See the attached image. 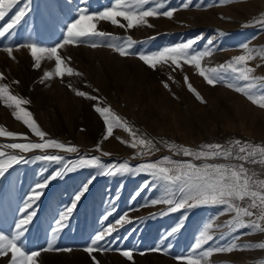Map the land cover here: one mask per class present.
Masks as SVG:
<instances>
[{
    "label": "rangeland",
    "instance_id": "374dc122",
    "mask_svg": "<svg viewBox=\"0 0 264 264\" xmlns=\"http://www.w3.org/2000/svg\"><path fill=\"white\" fill-rule=\"evenodd\" d=\"M114 0H21L7 16L0 20V25L10 22L12 16L21 7L27 15L7 38H0V73L10 91L30 101L23 105L32 114L40 128L47 133V138L59 140L67 145L77 146L78 153H68L59 149L44 150L48 154L66 157L65 163L77 159L80 155L101 156L105 165L127 162L130 166L160 160L170 156L174 160H190L182 152L169 149L168 144L199 150L201 146L219 143L224 147L233 145L237 139L242 142L264 146V109L253 104L244 94L229 88L225 82L215 86L207 84L194 65L182 64L180 68L170 63L160 64L156 69L145 65L137 55L121 56L108 43L97 39V47L90 42L77 45H65L59 49L67 66L77 74L45 78V72L55 70L54 58H44L40 67L35 68L34 59L27 47H13L15 59L9 57L6 48L17 44L37 42L42 46H54L63 39V30L68 22L78 18L80 8H87L89 14L111 7ZM182 0H169L170 6L177 8L172 18L164 16L148 17V24L127 28V21L117 17L118 24L110 21H95L97 30L107 32L112 37H131L137 42L134 51L150 52L171 44L197 37L196 48L203 50L207 40L214 43L211 54L202 58L203 67H216L231 60L232 57L245 54L254 49V59L248 66L255 69L253 75L264 76V31L255 21L264 15V0H193L188 8L180 7ZM153 6L146 5L145 8ZM124 25L121 27L120 25ZM154 39H150L153 38ZM248 44V49L241 47ZM96 70L90 71L91 63ZM91 62V63H90ZM112 63V64H111ZM113 65L121 67L126 73V87L115 86L107 81L99 66ZM90 65V66H89ZM133 72L137 76H133ZM201 94L203 101L197 99L185 83L184 77ZM171 77V78H170ZM19 81V83H15ZM169 84L164 87L163 82ZM242 84L243 82H236ZM71 85L72 87H69ZM76 90L97 96L98 101L76 95ZM110 107L122 117L141 138L151 139L155 145L151 151L138 156L140 148L130 147L122 141L131 142L133 137L123 128H115L113 135L103 140L105 126L93 105ZM14 108L0 101V128L24 134L27 139L0 137V151L7 154L25 156L29 162L20 163L0 177V231L11 234L15 221L21 218L19 209L25 198L42 177L50 176L59 170L62 164L45 163L32 159L43 154L41 150L20 153L10 149L13 142H41V139L17 120ZM119 137L120 139H117ZM100 145V150L96 145ZM233 155L238 149L233 145ZM102 152L110 153L102 156ZM259 159V157H257ZM197 164L202 161H194ZM209 163H243L256 179H264V165L252 164L236 159H215ZM95 176L88 191L72 216L58 235L55 247L70 248L71 251H43L37 257V264H95L94 256L100 264H182L176 257L187 254L198 233L208 224L210 234L223 239L210 242L211 247L230 244L235 237L239 245L257 244L264 241V232L249 228L232 230L228 221L234 212H225L222 206L196 207L187 212L161 215L168 205H152V199L161 198L165 193L163 182L156 187L144 190L135 199L133 193L146 181L147 174L101 175L96 168H84L67 174L64 178L53 180L44 190L41 199L34 205L36 217L23 238L26 250L45 248L50 237V228L59 212L71 203L74 194L81 186ZM118 197V199H116ZM245 206V202H238ZM115 210L107 221L102 217ZM256 211V210H253ZM127 214L133 222L113 233V243L108 250L88 253L84 250L92 236L107 224H114L120 215ZM249 218L245 217L247 221ZM177 222H182L180 232L168 239H163L166 232ZM219 225L220 227H217ZM115 237H119L118 240ZM169 245L171 247L169 248ZM205 247H208L206 245ZM162 249L153 251L150 249ZM116 249V250H113ZM133 250V259L129 260L120 250ZM11 254L0 257V264H10ZM206 264H264V249L250 247L232 252L213 253L206 258Z\"/></svg>",
    "mask_w": 264,
    "mask_h": 264
},
{
    "label": "snow or ice",
    "instance_id": "6c2138e0",
    "mask_svg": "<svg viewBox=\"0 0 264 264\" xmlns=\"http://www.w3.org/2000/svg\"><path fill=\"white\" fill-rule=\"evenodd\" d=\"M21 0H0V20H3L8 12L17 6ZM169 0H114L111 7H106L103 11L93 12L89 14L87 8L77 10L76 19L68 22L63 30V39L54 46H42L37 42H28L26 44H17L8 46L6 51L12 59L13 47L17 49L27 47L34 59V67H40V61L44 58L55 60L54 72H45V78L53 76L63 78L65 75H79L70 66L65 64L64 59L60 55L59 49L65 45H77L79 43L90 42L91 47H97V39L107 43L109 40L119 41V43H108L121 56L137 55L138 58L148 67L156 69L160 64H171L180 68L182 64L194 65L199 75L204 78L207 84L215 86L218 82H225L229 88L244 94L253 104H256L261 109H264V76L253 75L255 69L248 66V61L255 58L253 55L254 49H248V44L245 43L241 47L248 49L245 54L237 55L231 58L230 61L220 64L216 67H203L201 64L202 58L210 55L214 43L211 39L207 40V44L203 50H198L196 45L198 41L205 39L197 37L181 41L155 51L144 52L134 51L137 43H147L148 41L137 42L131 37L119 38L112 37L110 33L97 30L95 21H110L112 24H118L117 17H122L127 21V28L144 24H148V17L164 16L172 18L177 8L168 7L165 10V5ZM193 0H182L180 7L188 8L192 5ZM227 0H218V3H225ZM153 5L147 8L146 5ZM26 8L21 7L19 11L12 16L10 22L0 25V38H7L11 35L22 20L27 15ZM261 31H264V15L260 20L255 21ZM124 27V25H120ZM150 39H154L150 38ZM264 55V53H262ZM171 78V77H170ZM4 79V74L0 73V81ZM188 89L195 94L197 99L203 101L201 94L188 81L187 75L184 77ZM236 82H243L242 84ZM15 83H19L16 81ZM164 87L169 88V84L165 81ZM69 87H72L69 85ZM76 95L98 101L97 96L90 95L87 92L76 90ZM0 101H3L8 107L14 108V117L22 121L23 124L31 130L33 134L41 139V142H13L7 145L10 149L19 150L20 153H28L33 150H41L43 154L32 157L35 161L45 163H60L62 167L53 172L50 176L42 177V182H37L31 189L29 195L25 198L23 206L19 209L21 218L17 219L14 224V229L11 234H5L0 231V257L7 256L9 253L10 264H37V257L43 251H71L70 248L59 249L55 247V242L58 235L67 226L73 211L77 208L78 202L85 196L95 176L89 179L81 186L80 190L74 194L71 203L63 211L59 212L58 218L54 220V225L50 228V239L45 248L38 250H26L23 243L25 234L29 231V226L36 217L34 205L41 199L44 190L55 179H62L67 174L78 171L84 168H96L101 175H125V174H147L151 180L146 181L135 193L132 199L139 196L144 190L150 187H156L163 182L165 193L161 198L152 199L150 203L157 205L164 203L168 205L166 212L161 215L176 213L180 210L185 212L203 206H222L225 212H234L232 220L228 221V226L232 230L241 228H249L252 231L264 232V179H256V173L250 172L248 168L241 164L233 163H209V160L215 159H236L252 164L259 163L264 165V146L242 142L237 139L233 142L238 151L233 155V145L224 147L219 143H210L201 146L199 150H194L189 147L178 146L176 144H168L169 149H175L183 153L186 157H191L190 160H174L170 156H163L160 160L144 162L136 167L130 166L127 162H119L110 165H105L102 162L101 156H91L87 154L80 155L77 159L65 163L66 157L59 154H48L47 149H59L68 153H78L77 146L67 145L59 140L47 138L45 133L33 114L23 105L30 103L29 100L21 96L15 95L10 91V86L7 83L0 82ZM94 110L102 118L105 133L103 140H107L113 135L115 128H123L133 137L132 141H122L130 143V147L136 149L138 156L148 154L155 147L151 139L141 138L129 124L120 116H118L110 107L101 106L99 103L93 105ZM0 137L27 139L24 134L0 128ZM117 139H120L117 137ZM96 149L100 150V145H96ZM110 153L102 152V156H109ZM259 157V159H257ZM199 160L202 163L197 164L194 161ZM29 160L23 155L7 154L0 151V177L20 163H28ZM118 199V197L116 198ZM238 202H245V206H241ZM114 205L111 210L102 217V221H107L109 216L114 211ZM256 210V211H253ZM245 217L249 219L246 221ZM133 221L127 217V214L120 215L115 220L114 224H107L91 237L89 243L84 250L88 253L95 251L108 250V245L113 243V233L119 231L117 226L123 227ZM182 222H177L166 232L163 239H168L171 236L181 231ZM212 227L208 224L200 231L191 245L187 254L177 256L176 259L182 264H206V258L213 253L232 252L236 249L256 247L264 249V241L255 245L245 244L239 245L235 242L238 237H235L230 244L216 247H211L210 242L217 239H223V234L217 237L210 234L209 229ZM217 227H220L217 225ZM116 240L119 237H115ZM208 245V247H205ZM171 245H169V248ZM116 250V249H113ZM153 251H161L162 249H150ZM121 254L133 259V250H120ZM95 264H100L93 256Z\"/></svg>",
    "mask_w": 264,
    "mask_h": 264
},
{
    "label": "bare ground",
    "instance_id": "6f19581e",
    "mask_svg": "<svg viewBox=\"0 0 264 264\" xmlns=\"http://www.w3.org/2000/svg\"><path fill=\"white\" fill-rule=\"evenodd\" d=\"M111 64L107 66L101 65L99 66V70H102L107 81L113 83L116 87L117 86L119 87L122 86L123 88L126 87L125 82L127 81V77L129 75L127 74L128 75L127 76L126 73L122 71V69H120L121 67H115ZM93 70H96V69L93 68V61H92L90 71L93 72ZM133 76L134 77L137 76V73L135 75L133 72Z\"/></svg>",
    "mask_w": 264,
    "mask_h": 264
}]
</instances>
